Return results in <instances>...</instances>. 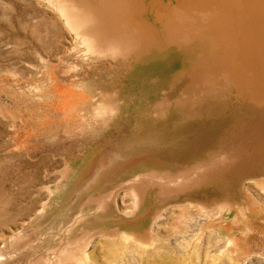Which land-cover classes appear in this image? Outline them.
Masks as SVG:
<instances>
[{"label":"rangeland","instance_id":"rangeland-1","mask_svg":"<svg viewBox=\"0 0 264 264\" xmlns=\"http://www.w3.org/2000/svg\"><path fill=\"white\" fill-rule=\"evenodd\" d=\"M35 4L45 11V17L33 14ZM144 4V19L160 28L151 11V0H144ZM184 11L182 7L177 10L175 25L195 22V18L187 16ZM195 15L206 23L216 16V12L206 10L195 12ZM59 22L57 14L38 0H0V260L17 264L22 259L31 261L39 256L43 262H48L57 256L63 264H80L88 261L89 253L102 256L98 252L101 245H97V250L92 248L95 242L119 240L122 235L126 244L134 242L140 248L153 250L158 245V223L166 214L176 207L198 206V201L206 199L214 201L211 210L204 213L211 218L208 228H216L219 232L170 233L167 227L160 232V244L169 249L168 252L174 249L181 251L184 244L189 245L188 256L193 264H264L263 152L260 151L256 157L260 161L258 164L246 166L249 174L244 172V178L236 175L230 182H215L209 188V194V191L201 195L198 189H188L200 175L210 172L217 174L218 180L223 179L224 176L218 174L219 168L214 169L223 163L226 155L237 161L240 158L236 156L242 157L248 148L260 146L259 149L264 151V111L257 112L255 117L239 102L242 97H236L235 85L225 77L212 83L202 82L203 90L188 107L174 100L172 107L165 111L170 114L165 118L168 121L155 127L163 128L167 138L147 145L169 149L174 147L172 142L175 145L180 142L183 147L184 141L192 143L187 147L192 151L189 155H181L180 161L178 158L173 162V158L166 154L160 157L164 162L159 164L161 169L168 170L162 175L168 177L170 170H176L172 172L171 179L174 182L184 180L186 186L179 192L172 191L156 207L152 206L153 203L145 207L149 194L144 192L142 196L130 185L135 179L131 175L156 167L150 163L132 167L142 161H153L148 152L139 157L131 156L135 154L131 149L136 148L133 142L140 137L138 126L145 123L143 119H151V113L144 114L143 110L160 97V89L167 87L172 77L189 67L192 57L198 52L199 40L189 46L179 48L170 44L161 51L141 54L131 62L133 66L127 70L129 77L125 75V82L118 76L120 68L113 69L102 63L96 67L86 66L87 72L79 66L73 71L69 65L75 64L77 59L75 53L68 50L74 42ZM63 46L70 55L63 53ZM107 50L112 54L118 51L112 46ZM78 79L89 81L90 85L93 83L99 90L114 93L119 89L123 94L121 109L112 125L115 129L104 137L102 134L94 137L84 133L48 139L56 129L64 104L60 95L75 91L73 83ZM89 101L92 102L91 99ZM228 125H237L235 134L230 140L231 146L226 143L221 146L219 142ZM219 131L222 133H217ZM113 137L110 146L107 142ZM124 149L125 152L130 149L126 159L122 158L125 157ZM212 150L217 152L213 159L178 168L181 163L200 160ZM120 159L122 166L111 171L112 164L116 165ZM63 163L72 165L73 170L57 187L56 181L63 174ZM84 167L85 174L82 172ZM110 171L114 175L111 181L114 188L100 194L101 179ZM47 186L52 190L50 208H47L45 218L32 216V206L40 208L47 202ZM126 192L132 193L135 201L133 208L124 213L120 196ZM109 205L113 206V213ZM228 205H233V208L227 212L221 210ZM105 212L104 217L111 215L114 218L98 219ZM88 222L90 230L97 228L93 233L86 231ZM109 228L110 232L106 230ZM15 246L19 247L15 249ZM130 262L140 264L135 259Z\"/></svg>","mask_w":264,"mask_h":264},{"label":"bare ground","instance_id":"bare-ground-1","mask_svg":"<svg viewBox=\"0 0 264 264\" xmlns=\"http://www.w3.org/2000/svg\"><path fill=\"white\" fill-rule=\"evenodd\" d=\"M38 1L46 9H51V11L57 14L62 25L65 27L69 36H71L70 38L73 39L74 45L68 50V52L70 50L73 51L77 59L75 64L69 65L73 71L76 70L77 66L82 67L85 71L86 66L93 65L96 67L102 63L103 65H109L113 69L120 68L118 76L121 77V79L123 78L126 82L127 79L125 75H128L126 72L133 66L131 62L137 59L141 54L149 53L151 50L161 51L170 44L177 45L179 48L182 46H189L196 40H199L197 46L198 52L192 57L189 67L181 70L176 76L172 77L168 86L160 89V97L144 108V114L150 112L151 119H143L145 123H140V126H138L140 137L135 141L133 140V144L135 143L137 149H131L135 151V154H131V156L139 157L148 152L153 161H142L132 165V167L144 163H150L156 166L155 168L131 175V177H135V179L134 184L130 185L135 188L136 191L140 192L142 196L144 192L149 194V199L145 201V207L146 204L151 203H153L152 206L156 207L164 198L170 196L172 191L179 192V190L186 186L184 180L174 182V180L171 179L172 174H174L172 172H176V170H170V175L168 177L167 175H162L163 172H168V170L161 169L159 164L164 162L161 156L166 154L170 158H173V162H177L178 158L180 161L181 155L185 156L190 154L192 150L187 147L192 145V143L184 141L185 146L183 147L180 146V142V144H177L179 146L172 142L174 147L169 149H157V146L152 147L151 145H147V143L150 144L151 141L154 145L158 143L155 141L166 137L167 133L165 134V132H163V128L155 127L160 126L161 123L165 124V122L168 121L165 120V118L170 114L165 111L169 110V107H172L174 100H178L179 103L188 107L191 100L196 98L201 90H203L202 82L207 81L208 83H212L213 81H220L221 78L225 77L235 85L237 90L236 97H242L239 102L245 105L255 117L258 115L257 112L264 111V0H168L165 2L163 0H151V11L156 17L155 21L160 23V28H156L144 19L143 14L146 10L144 0ZM35 5L33 14L38 17H45V11L41 7H38V5ZM180 7L185 9L184 14L195 18V22H192L191 25H175L174 16ZM206 10H213L216 12V16L211 17L210 20L204 23L198 15H195V12L199 13ZM109 46L115 47L118 50L117 54L110 53L107 50ZM61 50L63 53L66 52V55H70L65 46H63ZM85 72H87V70ZM50 77L52 76L50 75ZM73 86L76 89L75 91L68 93L61 92L62 94L60 96L64 104L60 109L61 113H59L56 121V129L48 135V139H57L59 135L75 137L84 135V133L93 134L94 137L102 134V137H104L107 132L114 130L115 127L112 125H114L123 101V94L119 89L116 90L114 88V93L105 92L96 88L97 86L95 87L93 83L90 85L89 81H81L80 79L73 83ZM95 88L96 90H94ZM90 99L93 105H91ZM259 123L260 122H258V124ZM236 127L237 125L235 127L230 125L224 130L225 132H223V134L225 138H223L224 136H220L222 138L221 142H219L221 146L224 143L231 146L230 144L232 142L230 140L235 134ZM217 133H220V131ZM156 134L158 136H155ZM149 138L152 140H149ZM203 140L205 141V139ZM113 141L114 137L109 139L107 143L111 146ZM186 142L188 143L186 144ZM259 147L260 146H258V148H248V152L246 151L247 154L245 153L242 157L241 155L236 156L240 158L237 161H234L226 155L223 163L214 169L217 170L219 168L220 172L218 174H222V176H224L223 179L218 180L217 174L210 172L208 175H200L194 183H191L188 189L192 191L198 189L197 191L203 195V192L209 191V188L211 189V186H213L215 182H220V180L230 182L232 177L236 175L239 178H244L243 176L245 173H248L246 172V166L255 163L258 164L260 162L256 157L260 151L263 153L264 151L263 149H259ZM169 151H171L170 154L168 153ZM129 153L130 149L125 152V157L122 158H128ZM216 153L215 150H212L200 160L194 163H181V166H178V168L182 166L198 165L208 159H213ZM262 164L261 162V165ZM63 165V174L59 177V180L56 181L57 187L62 185V182H65L64 179L67 177V173L73 170V167H71L72 165L65 163H63L62 166ZM121 166L122 163L120 159L116 165L112 164L111 171ZM111 171L101 179L100 194L101 191L105 192L106 190L114 188L113 182H111L113 180V173H111ZM82 172L85 174V167ZM46 190L49 195L47 202L43 203L40 208L32 206V216L42 218L46 215L45 212L47 208H50L52 190L49 186L46 187ZM209 193L210 191L207 194ZM100 194L98 193L97 195ZM134 201L135 199L132 193L126 192L120 196V205L124 213L133 208ZM198 202L199 205H194L192 208L176 207L172 209V211L170 210L171 212L161 219L156 229L158 245L155 249L145 250L138 247L134 242L126 244L123 242L122 235L119 240L106 239L103 242H95L92 248L97 250L101 245L99 248L100 251L98 250V252L102 256L99 257L89 253L88 261L80 264H101L102 262L103 264H131V259L138 260L140 264L192 263L188 256L189 245L184 244L183 246L185 248L181 251L174 249L168 252L170 250L165 249L166 247L160 244L161 240L159 237L162 236L160 232H163V230L165 231L167 227H169L168 232L170 233L219 232L216 228H208V223L211 218L204 215V213L211 210L214 201L202 199ZM109 207L112 211L111 213H113V206L109 205ZM232 208L233 205H228L222 207L221 210L227 212ZM147 210H150V208L146 209V211ZM106 212L98 217V219L114 218L111 215L107 218L104 217ZM143 212H145V210H143ZM85 227L87 233H93V231L97 230V228L95 229L94 227V229L90 230V222L85 224ZM106 230L110 232L111 229L109 228ZM23 243H21L22 246ZM12 244H15V241ZM97 245H99V247ZM17 247L15 249H17ZM163 248L167 251H164ZM174 253L176 254L173 255ZM0 264L10 263L0 260ZM17 264L63 263L60 262V257L57 256L48 262H43L41 257L36 256L31 259V261L28 259L23 261L22 259L21 262Z\"/></svg>","mask_w":264,"mask_h":264}]
</instances>
